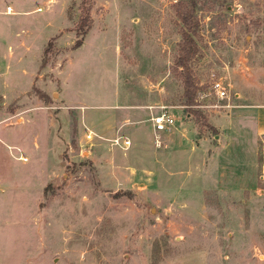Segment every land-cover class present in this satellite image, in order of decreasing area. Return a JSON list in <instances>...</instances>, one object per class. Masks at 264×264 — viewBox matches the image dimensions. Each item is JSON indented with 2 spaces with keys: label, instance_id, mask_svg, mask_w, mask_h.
<instances>
[{
  "label": "rangeland",
  "instance_id": "374dc122",
  "mask_svg": "<svg viewBox=\"0 0 264 264\" xmlns=\"http://www.w3.org/2000/svg\"><path fill=\"white\" fill-rule=\"evenodd\" d=\"M251 69L264 0H0V264H264V166L223 123Z\"/></svg>",
  "mask_w": 264,
  "mask_h": 264
},
{
  "label": "crops",
  "instance_id": "0c3cea01",
  "mask_svg": "<svg viewBox=\"0 0 264 264\" xmlns=\"http://www.w3.org/2000/svg\"><path fill=\"white\" fill-rule=\"evenodd\" d=\"M238 79L240 80H236V86L240 93L236 96L241 97L242 100L248 97L250 103L246 102L239 106V117L237 116L234 120H223V123L231 126L234 125L235 129L233 133L235 135L240 128H243L245 134H247L246 128L250 129L249 138L254 141H252L250 146H257L261 156L262 166H264V77L262 75L259 77V75L251 69L249 73H244L240 70L238 72ZM246 89L249 90V92H246ZM240 122L245 124L241 126ZM226 128L230 127L227 126Z\"/></svg>",
  "mask_w": 264,
  "mask_h": 264
},
{
  "label": "trees",
  "instance_id": "16d2710c",
  "mask_svg": "<svg viewBox=\"0 0 264 264\" xmlns=\"http://www.w3.org/2000/svg\"><path fill=\"white\" fill-rule=\"evenodd\" d=\"M191 11H187L181 16V21L184 25V29L181 32V45L177 58L175 60L176 69H180L178 76L182 79L183 83V97L185 99L184 106L194 105L196 86L190 78V71L188 69V62L192 59L195 54V43L192 39V33L196 26L192 18ZM82 45V41L78 40L73 46V49H77ZM195 114V112H193Z\"/></svg>",
  "mask_w": 264,
  "mask_h": 264
},
{
  "label": "built area",
  "instance_id": "2783aa9c",
  "mask_svg": "<svg viewBox=\"0 0 264 264\" xmlns=\"http://www.w3.org/2000/svg\"><path fill=\"white\" fill-rule=\"evenodd\" d=\"M209 89L219 99H224L227 97L226 93H225V89L223 88V85H222V82L220 79H212ZM196 97L198 98V100L196 101L194 99V105L193 106L198 108V109L205 108L206 107L205 105L200 104V99H202V96L197 91L195 93V98ZM151 125H152L153 133L159 134V133L165 132L169 128H171L173 126V121L165 112H161L159 114L152 116Z\"/></svg>",
  "mask_w": 264,
  "mask_h": 264
}]
</instances>
